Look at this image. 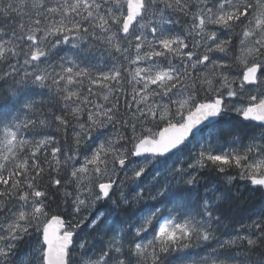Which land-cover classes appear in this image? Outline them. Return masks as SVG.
I'll return each instance as SVG.
<instances>
[{"label": "snow or ice", "instance_id": "snow-or-ice-1", "mask_svg": "<svg viewBox=\"0 0 264 264\" xmlns=\"http://www.w3.org/2000/svg\"><path fill=\"white\" fill-rule=\"evenodd\" d=\"M0 264H264V0H0Z\"/></svg>", "mask_w": 264, "mask_h": 264}, {"label": "trees", "instance_id": "trees-1", "mask_svg": "<svg viewBox=\"0 0 264 264\" xmlns=\"http://www.w3.org/2000/svg\"><path fill=\"white\" fill-rule=\"evenodd\" d=\"M259 197H258V195H257V197H256V199H258Z\"/></svg>", "mask_w": 264, "mask_h": 264}]
</instances>
